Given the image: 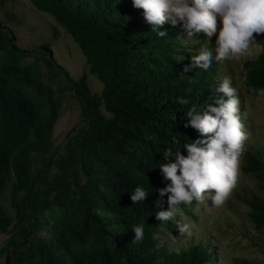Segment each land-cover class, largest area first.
<instances>
[{
	"label": "trees",
	"instance_id": "obj_1",
	"mask_svg": "<svg viewBox=\"0 0 264 264\" xmlns=\"http://www.w3.org/2000/svg\"><path fill=\"white\" fill-rule=\"evenodd\" d=\"M9 1L0 0V9ZM29 1L72 36L86 69L74 79L48 43L22 48L0 17V233L7 235L0 264H216L220 247L212 236L172 250L171 238L158 234L179 233L177 220L161 225L155 218L167 210V195L157 191L170 183L158 167L173 160L163 159L164 150L186 155L183 144L204 139L184 127L186 112L195 106L202 114L223 96L215 91L225 69L219 63L183 71L207 46L202 35L188 40L179 24L165 23L159 30L167 36L159 37L132 0ZM255 38L261 52L243 62L242 77L264 88V34ZM89 74L101 81L99 92ZM70 99L79 120L55 144L54 126ZM242 171L260 190L242 199L261 230L264 150L250 144ZM137 186L148 196L133 204ZM194 202L182 205L183 213L191 214ZM140 224L144 239L133 242Z\"/></svg>",
	"mask_w": 264,
	"mask_h": 264
},
{
	"label": "clouds",
	"instance_id": "obj_2",
	"mask_svg": "<svg viewBox=\"0 0 264 264\" xmlns=\"http://www.w3.org/2000/svg\"><path fill=\"white\" fill-rule=\"evenodd\" d=\"M132 5L143 10L144 19L159 37L167 36L166 31L159 30L165 23L179 24L188 40L202 35L207 46L191 56V63L183 68L185 73L193 68L206 72L213 63H219L224 69L228 61L248 57L256 46L255 37L264 34V0H132ZM213 36L215 44L211 40ZM224 77L220 75L215 80L219 82L215 91L223 94L215 100L216 106L209 104L202 114L195 106L186 112L188 121L184 127L191 126L204 139L183 144L186 155L181 154L180 149L166 148L163 152L164 160L173 157L171 162L158 166L164 180L170 182L157 190L160 197L167 195V210L156 212L155 218L161 225L175 219L179 230V233L168 230L165 237L171 238L170 233L191 239L196 234L195 226L181 221L180 217L185 215L197 220L195 207L208 199L213 206H222L237 185L239 157L242 154L244 159L250 142L244 148L248 134L243 125L246 116L239 88L230 78ZM242 86L247 87L249 94L264 97V88L248 85L247 73L242 77ZM178 103L187 105L189 101L178 98ZM147 196V191L137 186L130 199L136 204ZM193 202L191 214L183 213L181 206ZM132 231L133 242L143 241V224L134 226Z\"/></svg>",
	"mask_w": 264,
	"mask_h": 264
},
{
	"label": "rangeland",
	"instance_id": "obj_3",
	"mask_svg": "<svg viewBox=\"0 0 264 264\" xmlns=\"http://www.w3.org/2000/svg\"><path fill=\"white\" fill-rule=\"evenodd\" d=\"M0 17L12 29L17 43L22 48L29 49L34 45L48 43L57 62L65 67L74 79L86 69L85 58L72 36L65 32L53 15L39 11L29 0L9 1L0 9ZM211 40L215 44V36ZM260 52L261 47L256 44L248 57L228 61L222 75L232 74L240 91L246 116L243 125L248 134L244 148L250 142L248 146L252 144L264 150V97L249 94L242 86L243 62L257 57ZM87 81L93 91H100L102 84L95 75L89 74ZM78 114L77 102L73 99L68 100L54 126L55 144L61 143L65 133L78 122ZM243 161L241 154L237 185L222 206L215 207L208 199L195 207L197 220L194 221L185 215L180 217L181 221L195 226L196 234L192 239H204L206 236L214 238L213 243L220 247L216 264H240L241 261H245V264H264V228L254 229L247 215L249 208L242 199L253 191L260 193V190L253 176L242 171ZM165 234L166 232H160L158 238L164 239ZM168 235L172 239L167 241V245L176 251L190 240L180 235L178 237L170 233ZM6 237V234L0 233V244Z\"/></svg>",
	"mask_w": 264,
	"mask_h": 264
}]
</instances>
